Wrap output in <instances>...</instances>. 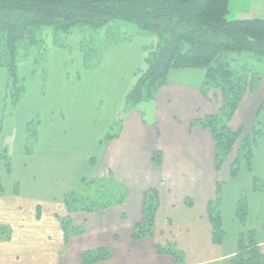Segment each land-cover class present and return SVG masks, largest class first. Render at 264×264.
I'll return each mask as SVG.
<instances>
[{
  "label": "crops",
  "instance_id": "crops-1",
  "mask_svg": "<svg viewBox=\"0 0 264 264\" xmlns=\"http://www.w3.org/2000/svg\"><path fill=\"white\" fill-rule=\"evenodd\" d=\"M206 75L202 68L171 70L167 85L151 99L155 119L134 108L127 112L121 134L103 143L95 176H112L127 186L130 194L123 204L69 214L62 199L39 200L21 191L0 195V224L12 226L11 238L0 240V264H82L83 251L102 247L109 248L112 257L95 264H178L157 251V244L168 243L183 251L185 264H222L238 251L241 225L236 209L243 195L248 202L246 229L255 231L264 254V138L253 150L251 165L243 162L239 173L230 176L243 137L257 125L264 77L258 90L245 94L230 122L243 136L218 170L211 131L192 124L217 113L222 103L217 90L203 95ZM155 151L161 153L159 165L153 161ZM218 184L225 230L221 244L212 241L207 211ZM150 189L160 197L155 234L134 240L132 232L143 220ZM68 215L84 231L66 242L61 218Z\"/></svg>",
  "mask_w": 264,
  "mask_h": 264
},
{
  "label": "trees",
  "instance_id": "trees-1",
  "mask_svg": "<svg viewBox=\"0 0 264 264\" xmlns=\"http://www.w3.org/2000/svg\"><path fill=\"white\" fill-rule=\"evenodd\" d=\"M230 0H0V70H7L13 79L11 93L21 95L18 65L23 60H34L36 50L44 49L46 26H52L55 34L70 33L75 27L99 30L111 23L133 22L143 31L158 35V42L147 57L148 68L142 72L137 83L127 94L128 111L142 100L156 98L159 90L167 85L169 73L174 69L202 68L207 71L203 84L206 97L213 90L221 94L222 106L218 113L195 120L193 125L209 129L216 143V165L220 170L227 162L243 131H233L229 122L234 116L247 91H255L264 76V19L228 20ZM119 28V25H115ZM232 53H248L247 58ZM259 62L262 69L254 63ZM19 97L16 98V101ZM258 113L257 125L246 134L231 164L230 176L239 173L243 162L251 165L253 150L264 138V102ZM263 113V117L260 114ZM124 119L116 124L119 132L107 133L102 144L117 138L122 131ZM7 149L0 153L6 161L7 172L11 161ZM155 164H161V153L153 154ZM97 158L90 159L94 169ZM83 189L65 194L63 203L68 213L77 211L97 212L121 205L130 189L114 177H82ZM6 188L0 181V195ZM13 193H20L16 183ZM160 207L159 193L150 189L145 196L144 216L132 232L134 240L152 237ZM208 217L212 226V241L221 244L225 237L223 227V196L218 184L217 196L208 203ZM241 225L238 251L222 261V264H264V254L254 230L246 229L248 202L243 195L236 209ZM65 241L80 234L83 228L72 223L70 216L61 218ZM12 230L0 224V240L11 238ZM161 254L173 256L178 264H185L184 253L174 244H157ZM82 264H95L110 259L111 250L106 247L86 250L81 254Z\"/></svg>",
  "mask_w": 264,
  "mask_h": 264
},
{
  "label": "rangeland",
  "instance_id": "rangeland-1",
  "mask_svg": "<svg viewBox=\"0 0 264 264\" xmlns=\"http://www.w3.org/2000/svg\"><path fill=\"white\" fill-rule=\"evenodd\" d=\"M252 18L264 19V0H230L228 20ZM111 25L99 30L78 26L58 35L46 26L44 49L34 52L36 61L19 62L20 96L9 91L17 84L8 71L0 70V153L7 149L12 166L7 172L0 159L6 192L19 183L30 198L60 200L83 189L82 177L95 176L90 159L101 155L107 133L119 131L116 123L128 112L127 94L148 68L147 57L158 42L157 34L136 23ZM131 108L155 119L153 100Z\"/></svg>",
  "mask_w": 264,
  "mask_h": 264
}]
</instances>
